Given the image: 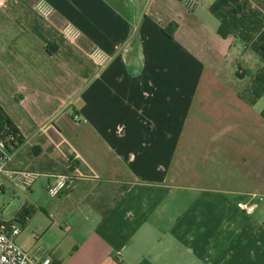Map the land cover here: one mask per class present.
I'll list each match as a JSON object with an SVG mask.
<instances>
[{"label":"crops","instance_id":"1","mask_svg":"<svg viewBox=\"0 0 264 264\" xmlns=\"http://www.w3.org/2000/svg\"><path fill=\"white\" fill-rule=\"evenodd\" d=\"M192 1L0 0L11 167L39 175L0 178V220L30 256L264 264V201L237 207L264 195V0Z\"/></svg>","mask_w":264,"mask_h":264},{"label":"built area","instance_id":"2","mask_svg":"<svg viewBox=\"0 0 264 264\" xmlns=\"http://www.w3.org/2000/svg\"><path fill=\"white\" fill-rule=\"evenodd\" d=\"M190 7H195V2L187 0ZM43 15H48L49 12L40 8ZM67 35L73 31L70 28L66 30ZM74 120L80 122V116H75ZM18 149L10 150L6 146V142L0 137V178L11 181L13 184L22 187L23 189L31 188L38 180L39 175L28 170H15L11 167L14 162ZM76 176L70 174L67 176H55V182L48 188V192L52 196L63 194L67 188L72 186ZM264 201V195L251 194L248 200L238 202L237 207L244 213L253 215L258 203ZM21 233V226L14 221L0 220V264H53L51 257L38 259L26 253L17 243V238Z\"/></svg>","mask_w":264,"mask_h":264},{"label":"trees","instance_id":"3","mask_svg":"<svg viewBox=\"0 0 264 264\" xmlns=\"http://www.w3.org/2000/svg\"><path fill=\"white\" fill-rule=\"evenodd\" d=\"M175 24H172L170 28L166 30V33L172 38L175 31ZM223 32V31H222ZM223 34V33H222ZM0 137L6 142V146L10 150H15L24 145V137L20 130L5 112V110L0 106ZM33 209L28 207L21 210L18 214L23 220H28V218L33 214ZM108 213V210L104 212V215ZM18 222L17 220H15Z\"/></svg>","mask_w":264,"mask_h":264}]
</instances>
